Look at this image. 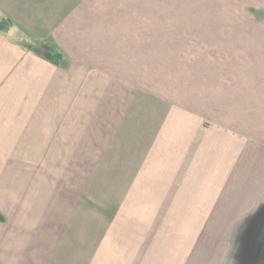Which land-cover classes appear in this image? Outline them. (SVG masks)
I'll use <instances>...</instances> for the list:
<instances>
[{"label": "crops", "instance_id": "obj_1", "mask_svg": "<svg viewBox=\"0 0 264 264\" xmlns=\"http://www.w3.org/2000/svg\"><path fill=\"white\" fill-rule=\"evenodd\" d=\"M74 7L58 29L44 21L40 28L52 36L30 42L16 35L11 41L29 53L22 43L52 41L66 57L65 67L35 57L83 86L64 90L69 99L77 97L74 102L80 107H58L55 116H44L37 107L29 117L15 111L17 117L2 120L16 125L15 155L45 156L47 164L24 173L16 161L0 172V264L182 263V249L176 245L175 259L167 260V220L175 221L180 234L184 220L193 226L199 219L245 217H232L230 204H238L237 214H253L264 205V39L227 37L213 43L198 40L193 46L197 50L191 58L202 65L201 79L209 81L217 74L223 80L201 84L208 93L221 89V103L207 94L199 106V85L184 82L174 91L173 114L153 120L147 115L158 107H139L132 99L115 119L117 105L111 106V98L121 86H134L135 62L119 54L118 36L113 34L118 20L116 14L109 17L107 0H83ZM5 19L11 23L8 34L13 21ZM215 59L224 64L221 74L215 72ZM124 65L131 70H122ZM185 74L199 79L196 72ZM147 79L141 88L146 101L156 105L170 99V93ZM86 100L90 106L81 107ZM140 109H145L143 115L137 114ZM20 124L27 125L25 132ZM70 156L85 157L79 169L89 156L99 157L93 167L98 175L94 186L103 190L95 206L86 198L93 179L82 187L79 181L69 184L63 195L49 180L47 172L68 169ZM51 157L60 158L63 167L49 166ZM216 195L224 207L222 215L205 216L200 204L213 203Z\"/></svg>", "mask_w": 264, "mask_h": 264}, {"label": "rangeland", "instance_id": "obj_2", "mask_svg": "<svg viewBox=\"0 0 264 264\" xmlns=\"http://www.w3.org/2000/svg\"><path fill=\"white\" fill-rule=\"evenodd\" d=\"M82 1L0 0V18L5 17L13 21V27L8 34L0 32V172L4 171L5 166L16 161L22 164L24 173L32 167L41 169L47 164L45 156L15 155V148L19 146V142L14 140L16 125H4L2 120L4 122L6 116L29 117L30 112L37 107L44 116H55L56 111L59 113L58 107H80L79 103L74 102L77 97L69 99L64 90L71 86L77 87L76 89L83 86L79 81L69 79L63 72L42 62L33 53L16 48L11 41L17 37L16 35L30 42H36L38 37L46 34L52 36V33L40 28L44 21L48 20L49 26L51 24L55 29L60 28L66 17L68 18L69 9ZM112 1L116 4V10L111 7ZM167 2L168 0H107L109 17L116 14L118 20L117 33L113 34L118 36L119 54L133 59L136 69L135 79L132 81L130 79L134 86H121L119 94L111 98V106L117 105L112 116L115 119H119L126 111V106L132 99L140 105L139 107H143V104H146L145 107H158L153 108L154 111L147 115L153 120L166 114H173V107L177 105L174 102L177 98L174 91L184 82L188 85L197 82L199 85L200 95L198 94L197 98L199 106L205 104L207 94L208 98L221 103L222 93L219 91L221 89L215 88L208 93L201 88V84L205 81L222 84L223 80L218 79L217 74L211 79L214 81L201 79L203 75L200 76L198 72H202V65H199V61L197 62L194 57L191 58L192 55H196L197 50L193 46L198 40L213 43L227 37L231 40L247 41L264 39V0H169V4H166ZM195 27H199V30L196 31ZM223 28L225 31L222 30ZM132 44L136 46H131ZM215 50L219 49L215 48ZM38 51L43 53L41 47ZM219 61L221 60L214 61L215 72L221 74L224 64ZM125 66L127 67L124 65L122 70L126 72ZM127 68L131 70L130 65ZM205 69L207 70V67ZM186 72H196L199 79L191 80L190 76H186ZM185 77L188 78L185 80ZM146 79L163 92L170 93V99H165L164 104L156 102V105L146 101L147 98L141 89ZM80 103L81 107L90 106L88 100ZM189 103L191 101H188ZM15 111L17 115L14 114ZM143 111L145 109H140L137 114L143 115ZM20 125L25 132L27 125ZM67 158L68 169L65 171L56 169L54 173L47 172L49 180L59 193L66 194L69 184L74 185L79 181L82 187L90 178L93 179L86 187V198L95 206L94 199L100 196L103 190L94 186V179H98V175L93 172V167L99 157L89 156L87 164L80 166L82 169L76 166L81 164L85 157ZM61 161L58 157H51L52 163L50 162L49 166L54 165L57 168V165H60L61 168L63 167ZM71 168L75 170L69 171ZM53 175L60 179L54 178ZM207 199L200 196V201ZM218 199L216 195L213 203L200 204V211L203 210L205 216H221L224 207ZM237 205L230 204L231 211L228 210V213L235 218L245 215L244 218L199 219L193 221V226L191 221L184 220L180 234L177 233L179 226L174 224L175 221L167 220L165 226L167 260L175 259L174 245H176V250L182 249V263L158 264L264 263V205L259 211L253 214L251 212L252 215L245 211L237 214ZM211 208L214 209L212 213ZM0 221H2L1 216ZM191 231L196 234L191 236ZM178 238L182 240L180 244Z\"/></svg>", "mask_w": 264, "mask_h": 264}, {"label": "trees", "instance_id": "obj_3", "mask_svg": "<svg viewBox=\"0 0 264 264\" xmlns=\"http://www.w3.org/2000/svg\"><path fill=\"white\" fill-rule=\"evenodd\" d=\"M10 27L11 23L9 20L5 18L0 19V32L6 33ZM20 46L55 66L65 67L67 63L62 51L50 40L40 44L22 43ZM39 47H41L43 53L38 51Z\"/></svg>", "mask_w": 264, "mask_h": 264}, {"label": "water", "instance_id": "obj_4", "mask_svg": "<svg viewBox=\"0 0 264 264\" xmlns=\"http://www.w3.org/2000/svg\"><path fill=\"white\" fill-rule=\"evenodd\" d=\"M262 264H264V263H262Z\"/></svg>", "mask_w": 264, "mask_h": 264}]
</instances>
